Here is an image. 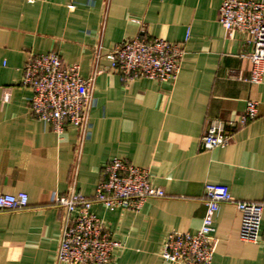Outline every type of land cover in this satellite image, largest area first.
<instances>
[{
    "label": "crops",
    "instance_id": "0c3cea01",
    "mask_svg": "<svg viewBox=\"0 0 264 264\" xmlns=\"http://www.w3.org/2000/svg\"><path fill=\"white\" fill-rule=\"evenodd\" d=\"M222 2L0 0V195L28 196L25 209L0 211V264H55L63 210L54 199L71 187L93 195L104 165L115 157L148 169L165 197L149 199L138 212L92 206L122 245L109 264H172L159 256L163 237L199 229L206 183L226 185L237 201L262 200L264 77L248 82L250 37L225 33L218 24ZM187 30L175 79L124 82L109 71L97 76L81 143L75 127L57 134L30 115L31 93L20 85L30 54L56 53L86 79L97 47L106 67L105 53L123 40L182 43ZM247 100L257 102V117L230 127ZM209 125L232 134L230 143L205 150L201 137ZM239 227L235 206L221 204L211 264H264V243L240 241Z\"/></svg>",
    "mask_w": 264,
    "mask_h": 264
},
{
    "label": "built area",
    "instance_id": "2783aa9c",
    "mask_svg": "<svg viewBox=\"0 0 264 264\" xmlns=\"http://www.w3.org/2000/svg\"><path fill=\"white\" fill-rule=\"evenodd\" d=\"M218 24L228 36L249 35L252 51L248 55L251 62L248 82L259 84L264 77V0H223ZM188 38L189 30L182 43L143 37L123 40L105 53L106 67L99 64L102 47H97L92 72L86 79L80 76L78 65L66 64L56 53L30 54L20 82L31 93L30 115L57 134H62L67 125L75 127L81 143L87 136L94 85L100 73H117L124 82L173 80ZM8 100L9 95L4 94L2 101ZM257 106V102L247 100L243 113L230 127L241 128L253 121L258 114ZM231 138L232 134L209 125L201 144L205 150H212L227 146ZM163 197L165 192L153 185L148 169L118 157L110 159L102 169L93 195L83 196L71 187L67 194L54 199L53 203L63 210L55 264H109L114 253L122 248L120 241L106 231L103 221L92 213L94 204H100L106 211L138 212L149 199ZM202 201L205 213L199 229L195 233H166L159 253L162 260L172 264H211L216 245L214 218L223 203L234 205L240 214V241L264 243V196L259 202L237 201L226 185L206 183ZM26 207L28 196L24 192L0 195V211H20ZM72 214H75L73 218Z\"/></svg>",
    "mask_w": 264,
    "mask_h": 264
}]
</instances>
